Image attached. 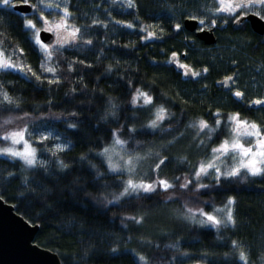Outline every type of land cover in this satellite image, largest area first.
<instances>
[{
    "label": "trees",
    "instance_id": "trees-1",
    "mask_svg": "<svg viewBox=\"0 0 264 264\" xmlns=\"http://www.w3.org/2000/svg\"><path fill=\"white\" fill-rule=\"evenodd\" d=\"M60 1L65 3V0ZM37 2L32 0V3ZM67 2L82 32L93 19L107 23L108 27L105 29L97 25L84 34L83 38L91 39L92 45L65 46L55 54L60 57L61 71L58 75L62 77L61 83H44L37 88L34 79L26 82L11 72L0 75V82H3L9 95L21 100L19 109L0 106V124L9 117L29 113L27 121L14 120L13 124L0 128V135L26 122L30 132L40 126L59 133V142H71L66 151L57 154L69 165L64 172L56 163L57 156L45 150V147L53 148L55 142L52 140L45 141L44 145L34 144L38 147V158L48 162L47 173L39 168L25 172L22 162L0 156V195L31 224L40 225L35 242L57 253L62 264H142L139 255L149 258V264H179L180 260L186 264H245L239 260L238 251L233 250L230 243L236 240L246 252L247 264H264V178L247 176L245 179L242 175L231 182L222 180L214 188L201 190L202 194L198 197L191 192L185 194V190H170L168 194L127 198L118 204H109L104 197L112 199L111 193L119 191L111 178L118 174L106 173L107 180L94 183V170L87 161L79 160L80 156H87L100 171H105L106 166L94 158V152L99 150L100 140H107L108 127H117L111 118L107 125L100 119L108 108L109 98L120 105L118 118L121 124L127 122L129 127L135 125L139 129L153 118L154 109L141 110L130 103L134 89L141 88L153 96L155 105L163 104L173 114L171 125L167 121L163 125L170 131L152 133L148 130V135L137 137L144 145L142 151L160 141L180 137L181 133L183 136L186 133L197 135L196 128L188 125L201 118L215 128L214 113L217 110L221 113V125L212 135V140L205 138L207 147L197 148L189 154L187 162H182L169 149L162 153L169 157V161L161 166V178L170 181L175 177L183 179L185 175L192 178L191 172L197 162L206 159L211 148L226 135L225 123L229 114L239 112L241 118L264 125V105L249 106L251 101L264 98V44L239 34L228 39L221 38L209 46L194 32L185 30L184 26L179 34L175 33L173 25L177 22L183 25L187 19L185 13L199 15L203 7H214L213 0H135L138 10L114 6L112 0ZM41 9L43 13L51 14L52 18H60L59 11H49L43 6ZM27 18L37 21L36 15ZM117 20L131 22L135 28L115 24ZM145 26H151L149 30L155 31L162 39H142L146 33H141L140 29ZM0 32L4 33L0 36V47L6 50V55L11 54L13 48H22L24 52L20 59L39 74L42 53L29 38L19 12L13 13L0 7ZM173 52L195 71L207 67L208 73L196 78L183 77L175 65L168 63ZM78 59H83L92 67L77 63L73 66L75 70L69 72L67 61ZM110 64L113 71L108 72ZM232 73L238 74L239 82L233 89L245 93L242 102L216 86L217 80ZM81 78L83 84L80 83ZM69 112L79 114L82 123L77 129L67 128V122H76L68 115ZM57 116L60 118L57 119ZM126 134L125 129V138ZM4 143L0 139V145ZM10 172L15 174L14 178L9 177ZM25 175L29 178L28 186L22 183ZM74 180L78 181L76 185ZM203 182L212 184L213 180L205 178ZM105 184L108 186L105 187ZM81 187L85 190L80 191ZM168 195H172L173 199L169 200ZM229 197L236 200L233 208L237 225L221 229L219 233L210 226H172L158 220L153 225L152 218L148 217L142 224H136L126 219L156 212L165 205L182 209L185 203L211 212L213 208L224 206ZM45 204L49 210L45 209ZM149 241L150 244L146 243ZM177 242L178 251L167 247ZM112 247H118L119 252L111 253ZM183 253L189 255L184 256Z\"/></svg>",
    "mask_w": 264,
    "mask_h": 264
},
{
    "label": "snow or ice",
    "instance_id": "snow-or-ice-1",
    "mask_svg": "<svg viewBox=\"0 0 264 264\" xmlns=\"http://www.w3.org/2000/svg\"><path fill=\"white\" fill-rule=\"evenodd\" d=\"M214 7L205 6L200 11L199 15L192 13H185L184 16L189 20H195L198 23V30L200 32H211L217 28V21H220L221 25H227L229 22L235 25H241L244 21L249 18L254 19L257 22L264 23V0H213ZM112 5H120L127 9L138 10V5L135 0H112ZM261 6L257 9V6ZM41 6L46 9H52L53 11H59L61 13L60 18L50 20L44 15ZM0 7L8 9L10 12H17L21 8H29L31 12L20 11L19 15L24 21V28L29 33V38L34 42V45L38 48L39 52L42 53V62L39 65L40 73L38 74L33 70L31 65H25L20 57L23 56L24 50L22 48H13L11 54L6 55V50L0 47V75L7 74L9 72L18 74L26 82H32L33 79L36 82V87H41L44 83L48 85H59L62 77L58 75L61 71L60 68V57L56 56L61 49L65 46L77 47L78 44L92 45L91 39H84V34L91 30L94 26L107 28L108 24L99 20L93 19L90 25H85L83 32L82 28L75 23L76 17L69 10V4L67 0L62 7L61 3L55 2V0H38L37 3H32V0H0ZM109 16L110 12L107 13ZM29 15H38V19L43 22V27H37V24L33 19H28ZM115 24H122L123 27L128 29H134L135 25L131 22L123 23L122 21H115ZM151 26H145L140 29L141 33H146L142 36L144 40L151 39H162V36H157L155 31L149 30ZM183 25L179 22L173 25L175 33L179 34L182 30ZM51 33L55 36L54 43H45L41 39V32ZM163 32V28L160 29ZM4 33L0 32V36ZM187 39V37H186ZM113 43H115L113 41ZM2 44V41H0ZM195 44V40L192 41ZM183 55L187 56V53ZM16 57V59H13ZM80 64L85 67L91 68V64H85L83 59L67 61V69L69 72L74 71V65ZM119 62H117L118 64ZM175 65V67L181 70L182 75L185 77H201L208 73L207 67L203 68L202 71L193 70L188 64L180 63L178 61V54L173 52L171 59L168 61ZM108 72L113 71L112 65L110 64L107 69ZM50 74V75H45ZM43 77V78H42ZM238 82V77L233 75L226 76L222 81L218 83L228 89L231 94L239 101H243L245 93L239 89L233 91V86ZM80 83L83 84L81 78ZM131 86V81L128 82ZM84 88L87 85H83ZM206 87V86H205ZM72 92L75 93L76 89L73 88ZM21 100L18 97L9 95L8 91L5 90L3 82H0V106H8L10 108L19 109ZM52 103L51 100L48 101ZM130 103L136 107L138 106L141 110L152 111V116L146 124L141 125L138 129L135 125L129 127L128 123H119L118 112L120 105L118 102L109 98L108 108L100 119L108 124L109 118L117 124V127H108V138L107 140H100L98 142V151L94 152V158L100 160L101 165L106 166L105 171H100L96 164H93L87 156H80L81 162L87 161L89 167L94 170L93 182H99L100 180H107L109 174L113 175V183L119 188L118 192L111 193L112 199H108L107 196L104 200L109 203H120L122 200L127 198L141 197L148 198L153 194H167L170 192H177L185 190V194L191 192L193 196L198 197L201 195V190L211 189L220 185L221 181H234L237 178L245 175L251 177L264 178V125L258 124L255 121H250L245 118H241L239 112L231 113L227 116L225 123V129L228 134V138L223 139L217 146L211 148V153L206 159H201L194 166L191 177L185 175L183 179L181 177H175L174 180L170 181L166 178H161L159 173L161 166L169 161L167 155L162 153L167 151L168 148L174 146L180 137H174L173 140L169 141L167 145H160V150H154L155 145L148 148L144 154L141 151L144 145L137 139L138 136L148 135L151 130L152 133L168 132L170 128H164L165 121L169 125L172 123V115L169 110L163 105H155L153 96L142 90L141 88L134 89V95L131 98ZM253 105L261 106L264 105V98L255 99L251 102ZM54 115V114H53ZM68 115L76 122H67V128L77 129L78 124L82 123L79 119L77 112H69ZM216 127H210L208 122L204 119H199L188 127L196 128L200 133H204L207 130V138L209 141L212 140V135L215 134L221 125V113L217 110L214 113ZM29 113L25 112L23 116L15 118L9 117L0 124V128L6 125H11L15 121H27ZM57 119L60 117L57 116ZM34 123V121H33ZM125 129L127 130L125 138ZM35 137V139H33ZM0 139L3 141H10V146L0 148V156L9 158L11 161L22 162L23 171L43 169L45 173L48 170V162L44 159L38 158V147L36 145H44L45 141H54L53 148L45 147L46 151H50L53 156H57L59 152H64L70 146V141L67 143L59 142L61 137L59 133H54L50 129L46 130L43 127L36 126L30 132L28 124L25 122L23 126H18L12 130H6ZM22 147H18L21 146ZM198 147L204 148V140H199ZM150 157H155L157 162L151 169L153 176L145 178L138 172V166ZM182 162H187V157H181ZM56 163L62 172L69 169V165L66 164L62 159L57 156ZM70 174V173H69ZM10 178H14V173H9ZM211 178L212 184L204 183L205 178ZM22 183L24 186H28L29 178L27 175L23 177ZM59 181L56 182L58 184ZM78 181L74 180L73 184L76 185ZM105 187L108 185L105 184ZM192 186V187H190ZM80 191H84L82 187ZM55 191V185L53 192ZM74 194V193H73ZM169 200L173 199L172 195H168ZM3 197L0 196V200ZM207 203V202H203ZM236 200L235 197H229L227 203L220 208H213L211 212L205 211L203 207L194 208L190 207L188 203L183 205L182 211L179 212V218L188 222L192 225H198L201 228L211 227L216 230L217 233L221 229H227L229 227H236L237 219L234 216V208ZM46 210L48 209L47 204L44 205ZM126 219L133 221L136 224H142L144 217L130 216ZM146 243H151L146 242ZM233 250L238 251L239 260L244 261L247 264V255L244 251L242 244L236 240L230 241ZM157 247H159L157 245ZM169 248L178 249V242L176 244L167 245ZM111 253H118V247H112ZM88 255L87 252L84 253ZM182 255L187 256L188 253ZM203 255H208L204 253ZM139 261L142 264H149V258L144 255L138 256ZM175 259V257H173ZM179 264H186L184 260H180Z\"/></svg>",
    "mask_w": 264,
    "mask_h": 264
},
{
    "label": "water",
    "instance_id": "water-1",
    "mask_svg": "<svg viewBox=\"0 0 264 264\" xmlns=\"http://www.w3.org/2000/svg\"><path fill=\"white\" fill-rule=\"evenodd\" d=\"M20 11L32 10L25 7L17 12ZM251 21L258 32H264V23L254 19ZM183 26L187 31L196 32L197 38L207 45L217 41L213 31L200 32L195 20L185 19ZM41 39L45 43H52L55 36L42 31ZM39 229V224H31L16 211L12 203L4 198L0 200V264H62L57 253L35 242Z\"/></svg>",
    "mask_w": 264,
    "mask_h": 264
},
{
    "label": "rangeland",
    "instance_id": "rangeland-1",
    "mask_svg": "<svg viewBox=\"0 0 264 264\" xmlns=\"http://www.w3.org/2000/svg\"><path fill=\"white\" fill-rule=\"evenodd\" d=\"M55 2L61 3L62 7L64 5V3L62 1H60V0H55ZM48 10L49 11H52V9H48ZM53 13H55V12H53ZM44 15L47 16L50 20L55 19V18H52L51 17V14L44 13ZM36 18H37V21H34V20L33 21L37 24V27L42 28L43 27V22L38 19V15H36ZM56 19L58 20V18H56ZM19 126H23V123H20ZM209 126L212 127L210 124H209ZM196 130H197V132L199 131L198 129H196ZM206 133H207V130H205L204 133H200L199 135L186 133L185 136H182L180 139L177 140V142L174 144V146H172V147H170L168 149L171 150V151H174L177 154L178 159L181 158V157H179L181 155L183 157L184 156L189 157V154H193L195 151H197L196 149L199 148L197 146L199 140H204L205 145L207 144L206 143V140L207 139H205V138H207L206 137L207 136ZM225 138H228V134L227 133L223 137V139H225ZM222 140H220L218 142V144ZM168 142L169 141H160L158 144H155V149L154 150H160V145H162V144L163 145H167ZM218 144H216L215 146H217ZM6 146H10V141H5L4 144H1L0 145V148L6 147ZM18 147H22V145L21 146H18ZM145 151H147V149L144 150V151H141V154L143 155ZM156 162H157V159L155 157H150V158L146 159L145 161H143L138 166V172H139V174L141 176H144L145 178L146 177H149V176H152L151 169L155 166V163ZM221 207H223V206H221ZM218 208H220V207H218ZM180 211H182L181 208H177L176 206H171V205H165V206L161 207L159 210H157L156 212L147 213V214L146 213H143V217H144V219L147 218V217L148 218H152L151 221H152L153 225H154V222H157V220L159 221V223L163 221V222H166L167 224H171L172 226H174V225L175 226L192 225V224H189L188 222H186V221H184V220H182V219L179 218V212ZM147 223L148 222H146V224ZM198 264H203V263H198Z\"/></svg>",
    "mask_w": 264,
    "mask_h": 264
},
{
    "label": "flooded vegetation",
    "instance_id": "flooded-vegetation-1",
    "mask_svg": "<svg viewBox=\"0 0 264 264\" xmlns=\"http://www.w3.org/2000/svg\"><path fill=\"white\" fill-rule=\"evenodd\" d=\"M261 6H257V9H259ZM217 25H218V27L217 28H215V29H213L212 31H213V33H214V35H215V37H216V40L218 41L219 39H223V38H225V39H228V38H230V37H232V36H234V35H246L247 37H249V38H253L254 39V41H257V42H259V43H261V44H264V32L263 33H260V32H258L255 28H254V26H253V23H252V21H251V19L249 18L248 20H246V21H244L241 25H235V24H232L231 22H229L227 25H221L220 24V21L218 20L217 21ZM193 33V32H192ZM195 33V35H196V32H194ZM197 37V36H196ZM200 40V39H199ZM202 41V40H201ZM217 41H216V43H217ZM215 43V44H216ZM207 45V44H206ZM212 45H214V44H212ZM209 46H211V45H209ZM178 61L180 62V63H186V62H184V61H182V60H180V58H179V56H178ZM186 64H188V63H186ZM189 65V64H188ZM190 66V65H189ZM191 67V66H190ZM192 69H193V67H191ZM179 70V69H178ZM194 70V69H193ZM179 72L182 74V72H181V70H179ZM233 74H235L237 77H238V74H236V73H232V74H229V75H233ZM183 76V75H182ZM226 76H228V75H226ZM226 76H223L221 79H219V80H217L216 81V86L217 87H222L219 83H218V81H222ZM183 77H185V76H183ZM186 78V77H185ZM187 78H190V77H187ZM193 78V77H192ZM196 78V77H195ZM239 83V82H238ZM233 87H237V85H234ZM239 87V86H238ZM223 89H224V91H226V92H228L229 93V95L231 96V97H234L232 94H231V92H229L228 91V89L227 88H225V87H222ZM233 91H235L234 89H233ZM252 102V101H251ZM249 103V106H251V107H256V105H253L252 103Z\"/></svg>",
    "mask_w": 264,
    "mask_h": 264
}]
</instances>
